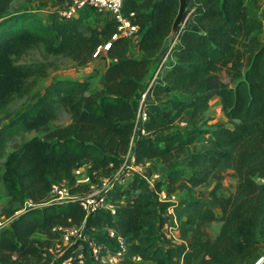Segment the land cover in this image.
Returning <instances> with one entry per match:
<instances>
[{
  "label": "trees",
  "instance_id": "1",
  "mask_svg": "<svg viewBox=\"0 0 264 264\" xmlns=\"http://www.w3.org/2000/svg\"><path fill=\"white\" fill-rule=\"evenodd\" d=\"M12 1L0 0V182L11 201L42 205L16 216L6 212L11 221L0 230V264H52V255L44 254L59 237L52 228L81 224L110 249L107 230L123 237L121 264H133L137 257L154 264H264V24L258 0H187L167 65L163 58L153 59L170 31L178 0H122V15L136 26L137 56L130 50L133 38L117 31L116 20L90 7L70 18L55 9L46 22L31 10L10 11ZM104 44L101 57L109 63L100 88L90 91L88 80L56 79L31 93L49 64L21 61L30 49L83 65ZM153 62L159 72L147 82ZM145 90L147 120L145 133L132 144L134 164L158 159L167 172L156 189L188 195L171 216L178 242L168 238L165 246L157 238L167 205L158 206L140 178L110 191L113 215L97 211L85 217L78 199L48 202L53 182L66 181L73 194L87 189L74 174L83 164L97 177L120 168L131 146L134 101ZM15 97L27 101L11 114ZM213 97L224 122L207 123L204 113ZM62 111L69 122L51 128ZM184 118L185 126L177 128ZM32 131L43 135L13 143L3 156L17 136ZM229 170L236 185L225 196L219 189ZM201 185H211L207 199L191 194ZM216 221L219 230L210 237L208 228ZM68 256L64 252L60 262ZM76 262L72 254L70 264ZM86 264L97 263L86 256Z\"/></svg>",
  "mask_w": 264,
  "mask_h": 264
},
{
  "label": "built area",
  "instance_id": "2",
  "mask_svg": "<svg viewBox=\"0 0 264 264\" xmlns=\"http://www.w3.org/2000/svg\"><path fill=\"white\" fill-rule=\"evenodd\" d=\"M121 6L122 0H61L57 12L60 17L70 18L76 17L82 8L90 7L98 15L109 16L115 19L117 22V31L120 34L132 37L136 31V26L130 24L129 20L122 15ZM107 47L108 44L98 46L92 56H97L99 53L106 50ZM145 93L146 90L134 101L133 108L135 109V117L133 121L134 126L131 146L128 152L122 157L120 168L109 177L100 176L99 181L96 184H88L87 189L78 194L71 193L70 186L66 181L53 182L51 183L49 190L51 199L48 202L78 199L79 204L85 211V217L94 214L97 211H106L112 215L114 214L115 205L111 201L110 191L116 186L127 188L130 187L131 184V182L126 183L125 177L128 176L129 173L128 170H124V164L133 167L136 166L138 169H141L142 167V165L134 164L131 150L134 140L139 135L145 133L143 128L144 122L147 120V113L144 105ZM141 177V179L152 189V198L154 197V202L156 196L159 202L167 205V212L173 215V207L178 206L177 192H167L163 188L159 190L155 189L153 191L151 185L146 181V177L143 175H141ZM152 177L154 178L156 175H153ZM41 205L42 204H34L30 200L25 199L23 210ZM10 221L11 218L9 217H0V230L7 227ZM163 226H165L163 232H165L166 236L173 242H178L177 232L173 229V226H176L175 218H172L170 224L165 222L162 227ZM83 229H85L83 224L80 226L53 227L52 230L59 232V237L53 242L52 246L45 249L44 254L51 255L53 249L62 251L60 253L61 255L64 252H69V256L63 259L60 264H70L72 254L77 260L76 264H86V256L89 257L93 263L97 264H121L120 261L126 249V243L123 237L116 235L112 229L107 230L106 236L113 243V248L110 249L109 247L95 242L91 238L89 232L86 236ZM136 259L140 260L139 257Z\"/></svg>",
  "mask_w": 264,
  "mask_h": 264
},
{
  "label": "rangeland",
  "instance_id": "3",
  "mask_svg": "<svg viewBox=\"0 0 264 264\" xmlns=\"http://www.w3.org/2000/svg\"><path fill=\"white\" fill-rule=\"evenodd\" d=\"M59 2L61 0H13L10 5V11H15L17 9H27L31 10L33 12L38 13L44 18H49L51 16V10L53 7L58 8ZM260 8L258 12L259 18L262 20L264 24V0H258ZM97 16H93V20H95ZM98 19V18H97ZM133 38V37H132ZM132 40L131 46V53L134 56H137V50L136 45L134 44L135 39ZM176 40L173 42L172 46ZM135 45V46H134ZM171 50V49H170ZM169 52L164 56L162 60L163 65H167L172 61V57ZM102 53H99L97 56L92 57L91 60L83 65L77 64L75 61H73L70 58L64 57V56H54V55H46L42 52V49L40 48H32L30 49L23 57L21 61L24 62H46L49 64V67L47 69V76L44 78H39L36 80L35 85L32 87V92L38 91L41 92L44 87L52 80L56 79H79V80H88L90 84V91H93L97 89L98 83L101 82V77L103 73V70L105 68L106 62L101 57ZM107 63H109L108 60H106ZM154 61V59H153ZM160 68V65H157L153 62V64L150 67V74L147 75L146 79L147 82H151L154 80V78L158 74V70ZM220 78H222L224 81L228 80V77L225 75L224 71L219 72ZM145 79V80H146ZM146 85V84H145ZM144 88V87H142ZM142 90V89H141ZM27 98L26 97H15L13 101L9 104V112L16 113L21 110L22 105L26 103ZM204 116L208 118L207 123H211L213 121L217 122H224L225 118L221 110V106L219 103V99L217 97L212 98L209 103V108L204 113ZM70 120L69 114H67L65 111L60 112L59 116L50 122V127H54L56 125H64L68 123ZM186 124L185 118L179 121L176 124L177 128H183ZM43 132H26L22 133L21 135L17 136L15 140L9 144L5 151H4V157L12 150L13 143H19L22 140L29 139L33 136H42ZM201 142V140H200ZM3 157V158H4ZM2 161V160H1ZM1 163V162H0ZM177 164L181 165V160L178 159ZM124 170H128V176L125 177L126 183L132 182L135 177L142 178L141 175L146 177V181L151 185L153 188V191L156 189L155 184L157 182L163 181L167 169L160 163L158 159H155L151 161L150 163H147L146 165H142L141 169H138L136 166H128L126 164ZM74 174L76 176V182L79 185H88V184H96L99 181V176L97 177V174L90 170L89 164H83L78 169L74 171ZM153 175H156V177H152ZM212 185V184H211ZM211 185H201L198 187H195L191 194L197 198L207 199V193L211 187ZM236 185V178L233 176V173L231 170H229L224 178L221 181V186L219 189V193L221 195H229L234 191ZM80 192L84 191V187L79 189ZM77 192V193H80ZM187 193L184 190H181L177 192V201L178 204L187 197ZM154 198V197H153ZM155 202L158 206L163 205L161 202L158 201L157 197L155 196ZM24 203L21 205L18 201H11V199L6 195L2 183L0 182V213L3 212V214H0V217H6V212L13 210V216L21 214L23 210ZM16 209V211H15ZM214 209L217 210V207L214 206ZM171 214L168 212L164 214L163 219L166 220L167 223H170L172 218ZM220 222L216 221L211 224V226L208 228V236L213 237L219 230ZM165 229V226H163L160 229L157 241L161 245L165 246V239H168L169 237L166 236L165 232H163ZM166 231V230H165ZM84 234L87 236L88 232L90 231L83 229ZM42 237V236H38ZM63 249V248H62ZM62 251H57L53 249L51 251V255L53 257L52 264H60V256ZM133 264H154L152 262H143L141 260L134 259Z\"/></svg>",
  "mask_w": 264,
  "mask_h": 264
},
{
  "label": "water",
  "instance_id": "4",
  "mask_svg": "<svg viewBox=\"0 0 264 264\" xmlns=\"http://www.w3.org/2000/svg\"><path fill=\"white\" fill-rule=\"evenodd\" d=\"M186 10H187V0H178L176 15L172 21L168 35L164 38L163 44L154 58L155 62L164 58V56L169 52L172 43L177 38L178 33L183 25Z\"/></svg>",
  "mask_w": 264,
  "mask_h": 264
},
{
  "label": "crops",
  "instance_id": "5",
  "mask_svg": "<svg viewBox=\"0 0 264 264\" xmlns=\"http://www.w3.org/2000/svg\"><path fill=\"white\" fill-rule=\"evenodd\" d=\"M60 3H61V2H59V6H60ZM59 6H58V7H59ZM56 9H57V8H56ZM54 10H55V7L52 8L51 13H50L51 15H52V12H53ZM37 14H38V13H37ZM39 16H40V19H41L42 21H46V22L49 21V19L51 18V16H50L49 18H44V17H42L41 15H39ZM106 60H107V59H106ZM106 60H105V62H106V65H107L108 63H107ZM106 65H105V67H106ZM101 74H102V73H101ZM100 87H101V82L98 83L97 89L100 88ZM213 98H215V97H213Z\"/></svg>",
  "mask_w": 264,
  "mask_h": 264
}]
</instances>
